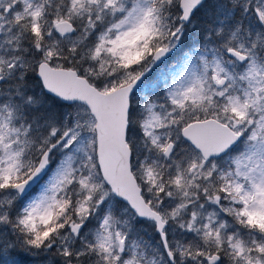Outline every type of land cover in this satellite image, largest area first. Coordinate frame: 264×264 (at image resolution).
<instances>
[{
    "label": "snow or ice",
    "instance_id": "snow-or-ice-1",
    "mask_svg": "<svg viewBox=\"0 0 264 264\" xmlns=\"http://www.w3.org/2000/svg\"><path fill=\"white\" fill-rule=\"evenodd\" d=\"M0 264H264V0H0Z\"/></svg>",
    "mask_w": 264,
    "mask_h": 264
},
{
    "label": "rangeland",
    "instance_id": "rangeland-1",
    "mask_svg": "<svg viewBox=\"0 0 264 264\" xmlns=\"http://www.w3.org/2000/svg\"><path fill=\"white\" fill-rule=\"evenodd\" d=\"M164 67H165V65L161 64L158 68H154L153 69V72L149 75L148 79L149 80L153 79L160 72V70L162 68H164ZM38 194H39V190L38 189L37 190H34L33 193H32L33 196L34 195H38Z\"/></svg>",
    "mask_w": 264,
    "mask_h": 264
}]
</instances>
